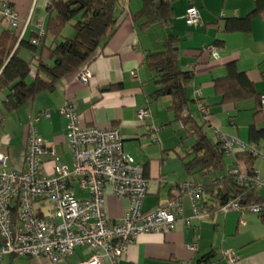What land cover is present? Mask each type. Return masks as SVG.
Wrapping results in <instances>:
<instances>
[{
	"label": "crops",
	"instance_id": "1",
	"mask_svg": "<svg viewBox=\"0 0 264 264\" xmlns=\"http://www.w3.org/2000/svg\"><path fill=\"white\" fill-rule=\"evenodd\" d=\"M51 1H36L32 21L25 33L27 39L36 33L39 23L46 25L47 6ZM172 1L174 11L170 25L156 23L143 29L132 13L142 8L144 0H123L119 10L124 8L125 11L120 23L98 56L88 65L92 72L88 81L79 79L78 72L67 74L53 90L40 93L6 116L0 125V153L6 154L7 158L0 161V169H24L27 137L32 128L56 150V157L45 154V171L53 170L56 158L71 165L67 120L59 112V106L70 99L76 104L81 124L121 129L124 149L143 166L149 180L143 210L149 211L168 202L180 203L181 210L177 211L173 227L138 235L118 264H264V219L261 213L250 209L224 212L220 208L209 210L201 205L203 215L196 217L190 195L180 186L186 181L210 186L213 184L212 177L187 173L184 161L190 159L186 155L194 138L181 121H175V115L169 109L172 103L169 94L152 98L157 84L153 72L145 63L147 52L161 49L172 34L180 37V66L193 69L195 73L188 87V97L192 100L189 112L204 125L203 131L213 142L220 141L221 133L248 142L249 127L258 100L222 103L221 96L216 92L215 80L225 77L228 64L235 62L238 70L254 84L258 96L264 95V15L258 13L252 16L249 32H227L224 30L225 21L248 16L255 10L258 0ZM10 2L23 19L28 17L33 0ZM191 5L199 9L201 23L190 25L186 22L185 15ZM5 29L9 26L0 18V33ZM50 42L49 37L47 44ZM208 47L217 48L219 56H213ZM20 53L32 60L33 54L29 50L21 49ZM41 55L46 62L53 63L54 54L50 48L46 47ZM196 90L200 94L198 97ZM3 95L0 93V113ZM200 99L208 108V115L200 111ZM145 107L149 108L151 117L142 122L138 110ZM44 111H49L50 116L43 115ZM37 116L39 120H34ZM175 122L179 127L176 128ZM187 140H190L189 145ZM225 157L227 170L237 165L241 172L246 173L245 164L238 162L234 153ZM255 168L264 176L263 160L257 158ZM75 187L76 184V195L81 194L80 197L77 195L78 198L90 197L88 189L78 185L76 191ZM261 189L258 188L264 196ZM209 190L205 189L203 193L205 200L213 198ZM104 191L108 219L121 221L128 211L130 199L117 196L110 185H106ZM44 205L47 209L49 203ZM193 244H196L195 248L191 247ZM225 250L233 252L236 257L234 262L223 256ZM93 254L89 247L78 246L73 254L55 264H82ZM49 263L50 260L43 256L0 254V264Z\"/></svg>",
	"mask_w": 264,
	"mask_h": 264
},
{
	"label": "built area",
	"instance_id": "2",
	"mask_svg": "<svg viewBox=\"0 0 264 264\" xmlns=\"http://www.w3.org/2000/svg\"><path fill=\"white\" fill-rule=\"evenodd\" d=\"M36 1L33 0L28 17L23 19L10 0H0V18L19 34L20 40L32 21ZM185 19L190 25L201 23L199 9L191 5ZM36 33L37 37L32 42L39 44L46 35V26L39 23ZM208 49L213 56H219L217 48ZM77 77L88 81L92 72L88 66H84ZM195 95H200L198 90ZM260 102L264 110V95H261ZM199 109L208 115V108L202 102H199ZM59 112L67 120L71 165L56 158L53 170L45 171V154L56 157V150L32 128L27 137L24 169H0V254L43 256L50 260L49 264H55L59 259L73 254L76 247L85 246L92 249L94 254L82 264H118L138 235L173 227L177 221V211L181 210L180 203L168 202L149 211L143 210L149 180L143 166L124 149L121 129L81 124L76 104L70 99L59 106ZM43 115L49 117L50 112L44 111ZM138 117L142 122L147 121L151 117L149 108L139 109ZM34 120H39V116ZM220 141L226 156L241 148L264 161V150L256 144L225 133L220 134ZM6 158V154L0 153V161ZM244 175L241 172L238 176L239 184L264 188V176L259 172L254 177L246 178ZM77 183L89 190V198L77 197L74 190ZM106 185H110L117 196L130 199L128 211L119 222L110 221L106 215ZM180 187L190 195L196 217H201L202 184L186 181ZM46 202L49 203L47 209L44 205ZM15 205L16 218L13 212ZM220 209L224 212L250 209L262 213L264 200L242 205L239 200L232 199ZM191 247L195 248L196 244ZM223 256L229 262L236 260L231 250L223 251Z\"/></svg>",
	"mask_w": 264,
	"mask_h": 264
},
{
	"label": "trees",
	"instance_id": "3",
	"mask_svg": "<svg viewBox=\"0 0 264 264\" xmlns=\"http://www.w3.org/2000/svg\"><path fill=\"white\" fill-rule=\"evenodd\" d=\"M122 3L123 0H52L47 6L46 35L39 44L32 42L37 33H33L29 39L24 36L22 40L10 26L0 33V93L4 94L0 125L9 113L27 101L44 91L53 90L57 82L67 74L88 66L117 29L125 11L124 8L119 10ZM173 11L172 0H144L142 8L132 13V16L138 26L145 29L156 23L170 25ZM258 13L264 15V0H258L255 10L248 16L227 19L224 30L249 32L252 16ZM69 24L74 29L72 37L63 34L64 28ZM49 37L51 42L47 44ZM180 42V37L170 35L161 49L147 52L145 63L153 72L157 84L152 98L169 94L172 97L169 109L174 113L175 121H181L194 138L186 155L190 159L184 161L187 173L212 177V185L201 183V205L214 210L232 199L239 200L242 205L262 202L264 196L257 186L237 182L241 174L237 165L227 170L221 141L213 142L203 131L204 125L189 112L192 100L188 97V87L195 73L193 69L180 66ZM46 47L54 54L52 64L46 62L41 55ZM21 49L29 50L33 54L32 60L24 58L20 53ZM227 68L228 74L215 80L216 92L221 96L222 103L258 100L253 122L249 127L248 143L256 144L264 150V110L261 108L260 96L247 75L238 70L235 62L229 63ZM198 102H202L201 99ZM234 155L238 162L241 161L246 166L244 177L258 174L255 168L257 157L241 148L236 149ZM223 171H226L224 175L212 176ZM205 189H210L214 199L205 200ZM13 212L16 218V205ZM261 217L264 219V211Z\"/></svg>",
	"mask_w": 264,
	"mask_h": 264
},
{
	"label": "rangeland",
	"instance_id": "4",
	"mask_svg": "<svg viewBox=\"0 0 264 264\" xmlns=\"http://www.w3.org/2000/svg\"><path fill=\"white\" fill-rule=\"evenodd\" d=\"M73 22H75V20L73 21ZM64 33L65 34H67V33H70V34H72V33H74V29H73V26H72V24H69V25H67L65 28H64ZM65 36V35H64ZM176 123V122H175ZM176 125V128L177 127H179V125L176 123L175 124ZM180 130H184V129H182V128H180ZM189 141L190 140H187L186 142L188 143V145H189ZM182 147V146H181ZM183 149V148H182ZM78 183L76 184V187H75V189H76V191L78 190ZM262 191H261V193L264 195V188L263 189H261ZM78 195V197H80L79 195H81L80 193H78L77 194Z\"/></svg>",
	"mask_w": 264,
	"mask_h": 264
}]
</instances>
